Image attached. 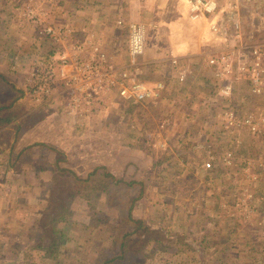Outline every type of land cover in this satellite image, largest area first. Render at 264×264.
<instances>
[{
  "label": "rangeland",
  "instance_id": "1",
  "mask_svg": "<svg viewBox=\"0 0 264 264\" xmlns=\"http://www.w3.org/2000/svg\"><path fill=\"white\" fill-rule=\"evenodd\" d=\"M119 1L0 0V66L8 70L0 74L7 82L20 83L23 104L30 102L21 109L27 113L18 127L10 117L20 109H0V264H98L102 248L111 255L114 238L116 245L120 242L121 228L109 229L107 222L118 223L127 214L139 189L126 186L131 180L144 182L132 215L148 221L151 256L127 254L112 264H264V139L243 128L224 129L219 115L225 103L215 94L212 77L201 74L197 81L205 84L200 85L189 78L180 92V84L164 72L165 63L149 66L161 50L162 56L172 55L168 42L149 31L143 9L135 10L131 3L122 7ZM216 1L219 9L211 20L219 30L200 25L203 30L222 40L234 38V49L264 42V0ZM109 4L131 16L120 23L110 17L122 36L127 38L129 22L146 25L145 49L133 70L144 82H165L159 99L126 104L116 90L97 87L95 102H85V85L77 84L72 102L75 92L55 80V52L74 53L78 49L72 47L80 44L81 57H86L85 47L92 46L84 41L87 32L93 39L102 35L98 44L104 47H96L114 63L107 44L112 36L100 18ZM231 18L239 24L240 42L231 32ZM59 29L66 34L55 38ZM206 69L201 64L196 75ZM180 93L194 94L189 96L193 104L185 105ZM248 96L244 81L234 84L230 106L240 117L253 110ZM25 120L37 130L24 146L20 135ZM200 126L215 136L201 137ZM228 150L234 151L233 157L224 165ZM101 166L121 184L115 186L99 174L87 184L76 180ZM55 216L63 218L55 222ZM48 226L57 230L52 252H47L50 238L34 237ZM186 245L192 248L183 250ZM178 249L180 257L174 254Z\"/></svg>",
  "mask_w": 264,
  "mask_h": 264
},
{
  "label": "built area",
  "instance_id": "2",
  "mask_svg": "<svg viewBox=\"0 0 264 264\" xmlns=\"http://www.w3.org/2000/svg\"><path fill=\"white\" fill-rule=\"evenodd\" d=\"M188 5V15L192 20L211 18L219 9L216 0H186ZM121 21H119L120 23ZM235 38L239 35L236 31L238 25L234 26ZM212 32L217 33L219 26L211 22ZM66 34L64 30H55L56 35ZM142 37L139 45L134 37ZM231 39V38H230ZM146 29L139 22H129L127 25V54L131 61H136L145 49ZM87 41V40H86ZM78 44V43H77ZM136 47L139 52L134 51ZM77 52L69 53L68 50L55 52V80L61 79L69 89L75 93L72 102H76L77 84L84 86V101L95 102L93 96L97 94V87L116 90L118 96L129 103H143L159 99L165 92L166 86L163 81H156L152 86L142 81L131 66L116 67L107 61L106 55L99 52L98 47H92L91 52L81 57L82 49L80 44L73 46ZM173 68L176 70L175 78L177 82H184L189 76L188 69L179 63L178 58L170 59ZM205 65L213 71V89L221 104H224L220 119L224 124V129L243 128L247 134L253 138L264 139V42L249 45H238L236 49H223L213 51L203 59ZM191 75V74H190ZM48 77L43 76L46 81ZM243 82L247 85L248 97H252V109L244 112L240 117L236 110L230 106L234 95V84ZM216 83V85H215ZM39 89V87H38ZM42 89V88H41ZM74 100V101H73ZM69 104V106H73ZM232 105V104H231ZM234 152V151H233ZM231 150L226 151L222 163L228 165L233 157ZM211 162L205 163L210 167ZM248 176H250L248 174Z\"/></svg>",
  "mask_w": 264,
  "mask_h": 264
},
{
  "label": "crops",
  "instance_id": "3",
  "mask_svg": "<svg viewBox=\"0 0 264 264\" xmlns=\"http://www.w3.org/2000/svg\"><path fill=\"white\" fill-rule=\"evenodd\" d=\"M124 2H125L124 0L119 1L120 6H122V7H123V5L127 6V5H129V3H131V6L133 7V9L139 10V11H141L140 9H143L144 12L142 14L146 17L149 31L150 32L153 31V35H155V33H156L159 40L163 41L164 44H165V41L168 42L167 52L171 53L172 55H169L168 57L162 56L165 53L161 50L160 53H157V56L159 58H156V59L149 61L148 62L149 66H152V65L153 66H162V64L165 63V66H167L168 68H166V70H164V72H166V74L167 73L172 74V76L175 78L176 70H175V68H173L170 59L175 57V58L179 59V63L183 64V66H185V63L188 65V66L186 65L185 67L188 69V71L191 75L189 74L186 81L177 82L181 86L184 83L186 84V82L188 81L189 78H193V80L195 79L196 85L205 84V82L203 80L198 82L197 79L202 77V76H200L201 74L202 75L206 74V76L213 77V71L211 72V69L208 68L207 65H205V62L203 61V59H205L207 55H209L210 53L215 51L214 49H217V48L233 49V46H234L233 43H235L234 38L233 39L229 38L227 40H222V38H218V37L216 38L209 30H203V28L200 26V25H203L205 28H207V27L210 28V24L212 22L211 18L199 19V20H192L189 18L188 5H187L186 0H141V1H139V2H142L143 5L142 4H139V5L135 4L134 5V2L133 1L131 2L130 0H127L126 3H124ZM107 8H108L107 12L105 11L104 12L105 14L103 16H101L100 18L103 17V19L106 20V24H105L106 29H108V31H110L108 34L112 36L111 41L107 43V44L111 43L110 50L108 52H110V54H112V55L109 54L110 55L109 58L110 57L113 58L112 60L114 61V63L117 62L119 64H127L126 66H131L133 69L134 68L137 69L139 63H136L135 61H131L130 58L128 57V54H127V42H126L127 38L122 36L123 34L121 33L120 27H118L116 25L117 23H115V24L109 23V22H111L110 17H112V16L113 17L115 16L114 17L115 22H118L119 19H121V18L127 19V16H129V17H131V16H130V14L125 13V11H119L118 9L116 10V6L114 7V6L109 4V6ZM200 20H202V21H200ZM233 20L234 19H232L231 21L233 22ZM139 23H141V22H139ZM235 23H236V26L238 25L236 31L239 32V24H237V22L232 23L233 28H235L234 27ZM141 24L144 25L145 29H147V27L144 23H141ZM199 26L202 28L200 31H199ZM189 30H193L195 32V34L190 36V34L188 33ZM233 31H235V30L233 29L231 32H233ZM96 35H98V34H96ZM100 36H101L100 39H93L92 37L89 36V33L87 32V34L85 35L84 41L89 40L92 43V46H99V47L103 48L104 47L103 44L102 45L98 44L99 41H101V42L103 41L102 35H100ZM239 38H241V36ZM239 38H238V41L240 42L241 39H239ZM207 40H210V41L212 40L211 41L212 43L211 42L209 43ZM217 45H218V47L213 48V49H209L210 47L212 48V47H215ZM92 46L87 45L89 52H91ZM162 49H163V46H162ZM206 49H208V50H206ZM107 61L110 63H113L112 61H110L108 59H107ZM141 63L143 64L145 62H141ZM201 64H202V68H207V69L205 71H202L200 74H198L199 76H197L196 75L197 74V68L200 67ZM6 71L8 73V70H5V67L2 68V70H1V66H0V73L4 74ZM135 73L138 75L137 72H135ZM156 75H158V73ZM138 77H140V76L138 75ZM5 78H6L5 76L2 78V76L0 74V109L2 107H3V109H6V110H3L4 112L7 110L10 111V109H11V111H13L14 108L18 109V110L20 109L19 114H17L19 112L18 111L16 113L12 114V116L10 117V121H11L10 123H14L15 127H18L17 124L21 123L22 117L24 116L25 113H27V112L22 111L24 109L23 107L26 104L30 105V102L23 104V102H24V100L22 98L23 89H22V87H20V86H22L20 83L15 84V83L10 82V81L7 82L8 80ZM167 80H169V77L167 78ZM212 80H213V78H212ZM1 81H3V82H1ZM151 81L152 82H145L147 84V86L148 85L152 86L156 82L153 80H151ZM157 81H163V80H157ZM175 81H177L176 78H175ZM207 81H208V78H207ZM180 85H178V86H180ZM212 85H213V83H212ZM215 85H216V83H215ZM165 86H166V84H165ZM15 92H17V93H15ZM183 95L188 96V97L184 98L185 99L184 103L185 102L189 103V101H190L189 94L183 93ZM193 95L194 94H191V97ZM203 100L204 99H202V101ZM153 101H155V100H153ZM191 101H190L189 105L193 104L192 103L193 101L192 102ZM202 101H200V102H202ZM247 101H249V102L253 101L252 97H247ZM122 102L126 103V104L129 103L125 100H122ZM112 104H113V102H112ZM55 105L61 107V104L59 103L58 99H55ZM248 108H250V107H248ZM118 109H120V108H118ZM7 115L10 116L9 113H7ZM8 116H7V120H8ZM16 117H17V119H16ZM68 121L72 122V119H68ZM35 124L38 125L37 120L35 121ZM22 125H24L23 126L24 129L22 127V130L24 132L21 133L20 137H21V141L25 142V143H23L25 146L27 144L26 140L28 139L29 135L33 134L34 131H36L37 129H36L35 125L31 127L28 124L27 120L23 121ZM37 128H39V127H37ZM203 131L200 133L201 137L207 136V135L209 136V134H211V137L215 136V133H209L208 131H205V132H203ZM31 138H34V136Z\"/></svg>",
  "mask_w": 264,
  "mask_h": 264
},
{
  "label": "trees",
  "instance_id": "4",
  "mask_svg": "<svg viewBox=\"0 0 264 264\" xmlns=\"http://www.w3.org/2000/svg\"><path fill=\"white\" fill-rule=\"evenodd\" d=\"M172 82L176 83L175 80H172ZM186 87L187 86L185 83L182 86L181 85L178 86V88H180V92L184 91L186 89ZM188 94L190 96L191 93H188ZM179 96L183 97V98L188 97V96L183 95V93H180ZM190 101H189V103H190ZM189 103L185 102V105H189ZM205 108H207V107H205ZM200 130L203 131V126H200ZM95 174L101 175L102 179H105V180L108 179L115 186L121 184V182H122V180L120 178H115L112 174L105 171V168L102 166L95 168L93 171H91V173H89V175H87L84 178H80V179H78L77 177H75V178H76V180L82 181L83 184H87V183H90L93 181L92 177H94ZM125 182H126V186H128V187L139 186V189L137 190V193H136L137 195H133L132 199H130V201L128 203V207H127V214L125 215V217H122L121 219H119L118 223L117 222H107L109 229L114 227V226L121 228V234H120L121 236L118 235V236H120V242H119V244L116 245V243H114V241H115V238H114V240L112 242L111 249H110V250H112L111 255H109V249H106L105 247H103L102 253L100 254V261L98 264H112V262H114L115 260L122 261V260H124V258L127 254H140L141 253L142 256H144V255L146 257L151 256V254L148 253V250H149L150 245H151L150 243L152 242L150 234L153 232L151 231V228L147 223L148 221H146L142 218H134L132 215V208L135 205V202L139 199L141 192L143 191L142 186L144 185V182H143V180H140V181L131 180V181H125ZM62 218H63V216H60V217L55 216V222L60 221ZM130 226H131V229H129ZM45 234H51L52 236L51 235L46 236ZM53 235H57L56 228H54L53 226L52 227L48 226L45 229V231L37 232L34 237L36 240H38V238H39V241H41V238H43V237L50 238L49 239L50 246L48 247L49 249L47 248V252L48 251L52 252V249L56 245L55 242H57L56 239L53 240V238H54ZM147 236H149V238H147ZM132 241H134V242L131 244ZM153 241L155 242L154 239H153ZM191 248H192L191 246L186 245L183 248V250L191 249ZM35 250H37V249H35ZM180 250H182V249H178L177 251H175V253H174L175 256L180 257L179 255L182 253ZM177 259H175V260H177ZM131 264H141V263L132 262ZM142 264H144V263H142Z\"/></svg>",
  "mask_w": 264,
  "mask_h": 264
},
{
  "label": "clouds",
  "instance_id": "5",
  "mask_svg": "<svg viewBox=\"0 0 264 264\" xmlns=\"http://www.w3.org/2000/svg\"><path fill=\"white\" fill-rule=\"evenodd\" d=\"M134 39H135L136 44L139 45V43H140L142 37H141L140 35H136V36L134 37ZM134 51L139 52V51H140V48H139V47H136V48L134 49Z\"/></svg>",
  "mask_w": 264,
  "mask_h": 264
}]
</instances>
